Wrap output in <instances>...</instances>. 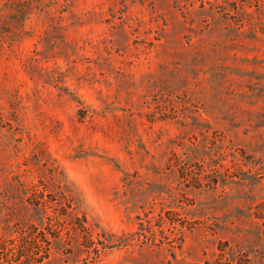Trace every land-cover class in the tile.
I'll list each match as a JSON object with an SVG mask.
<instances>
[{"label":"rangeland","instance_id":"obj_1","mask_svg":"<svg viewBox=\"0 0 264 264\" xmlns=\"http://www.w3.org/2000/svg\"><path fill=\"white\" fill-rule=\"evenodd\" d=\"M11 235L0 264H264V0H0Z\"/></svg>","mask_w":264,"mask_h":264},{"label":"trees","instance_id":"obj_2","mask_svg":"<svg viewBox=\"0 0 264 264\" xmlns=\"http://www.w3.org/2000/svg\"><path fill=\"white\" fill-rule=\"evenodd\" d=\"M40 225H42V229H43V231H45V227L47 226L44 222H42V223H40ZM12 236V235H11ZM19 238V237H18ZM7 238H5V240H0V241H2L1 243H0V250H2V249H6V246L7 245H9V247L10 246H12L11 248H16V247H19L20 249H22V250H28L29 248H34V247H32V245H34L35 243H36V241L34 240V241H32V240H29L28 241V239H21V238H19L18 240H17V242L15 243V244H13V242H11V241H13L14 239H17V237H14V236H12V237H10L9 239H7ZM56 239H52V238H50L49 237V235H47L45 232H44V239L42 240V249H43V252H42V254H44L43 255V257H42V259H41V262L43 261V260H45V259H47L48 257H49V255H50V250H51V246H52V243L55 241ZM90 240V239H89ZM33 242V243H32ZM1 247H3L2 249H1ZM16 252V251H15ZM16 254H14V256H15ZM18 256H21V253L19 252L18 253ZM16 257V256H15ZM2 259V261L5 259L4 257L3 258H1ZM10 259H9V257H8V261H9ZM12 260V259H11Z\"/></svg>","mask_w":264,"mask_h":264}]
</instances>
